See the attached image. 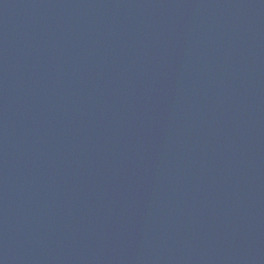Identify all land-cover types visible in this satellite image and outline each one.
I'll return each mask as SVG.
<instances>
[{
    "label": "water",
    "instance_id": "95a60500",
    "mask_svg": "<svg viewBox=\"0 0 264 264\" xmlns=\"http://www.w3.org/2000/svg\"><path fill=\"white\" fill-rule=\"evenodd\" d=\"M0 264H264V0H0Z\"/></svg>",
    "mask_w": 264,
    "mask_h": 264
}]
</instances>
